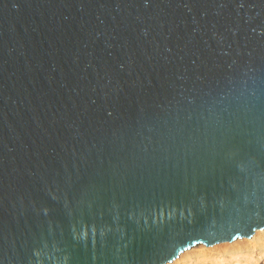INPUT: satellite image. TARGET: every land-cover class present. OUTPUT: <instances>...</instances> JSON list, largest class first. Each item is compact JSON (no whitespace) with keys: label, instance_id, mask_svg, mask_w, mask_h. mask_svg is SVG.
Returning a JSON list of instances; mask_svg holds the SVG:
<instances>
[{"label":"water","instance_id":"95a60500","mask_svg":"<svg viewBox=\"0 0 264 264\" xmlns=\"http://www.w3.org/2000/svg\"><path fill=\"white\" fill-rule=\"evenodd\" d=\"M263 228L264 0H0V264Z\"/></svg>","mask_w":264,"mask_h":264},{"label":"bare ground","instance_id":"6f19581e","mask_svg":"<svg viewBox=\"0 0 264 264\" xmlns=\"http://www.w3.org/2000/svg\"><path fill=\"white\" fill-rule=\"evenodd\" d=\"M261 234H264V233L255 232V235L252 237L250 241H237L236 240L235 243L230 244L229 247L223 246L224 245L223 244L217 247H213L212 249L210 248L208 250H205L200 246L199 248L195 250V252L189 253L190 256L188 255V257L190 259L188 258L187 262L188 264L189 263L206 264L205 260L207 258H210L214 264H225V263L241 264V263L255 262L257 260L255 257L260 256L264 252L263 250L264 243L260 244L257 241L259 240V238H261L262 236ZM256 251H258V253L253 255ZM175 263L177 264V262Z\"/></svg>","mask_w":264,"mask_h":264},{"label":"rangeland","instance_id":"374dc122","mask_svg":"<svg viewBox=\"0 0 264 264\" xmlns=\"http://www.w3.org/2000/svg\"><path fill=\"white\" fill-rule=\"evenodd\" d=\"M255 232H260V233H264V228L263 229H261V230H256ZM255 232H254V235H255ZM253 235V236H254ZM262 236H261V238H262V240H261V238H259V240H257L258 241V243H260V244H262V243H264V234H261ZM252 236V237H253ZM252 237L250 238V239H247V238H241V239H236L237 241H250L251 239H252ZM236 240H234L233 242H230V243H219V244H217V245H214V246H212V247H208V248H206V246H204V245H197V246H195V247H193V248H191V249H189V250H186V251H184L183 252V254L181 253L180 255H179V257L181 258V260H180V258L178 257V259H175L174 261H172L170 264H173V263H175V262H177V264H188V262H187V260H188V255H189V253L190 252H195V250L197 249V248H199L200 246L203 248V249H205V250H208V249H212L213 247H217V246H220V245H223V246H227V247H229L230 246V244H232V243H235V241ZM256 241V242H257ZM264 250V249H263ZM245 251V250H244ZM208 253V252H207ZM256 253H258V251H256L253 255H255ZM262 255V256H261ZM260 256H256L255 258L257 259L255 262H249V263H241V264H264V252L261 254ZM190 256V255H189ZM192 256V255H191ZM204 256H205V254H204ZM207 256H209V255H207ZM202 257V256H201ZM200 257V258H201ZM190 259V258H189ZM211 259L210 258H207L206 260H205V263L206 264H214L213 262H212V260L210 261ZM166 264H169V263H166ZM176 264V263H175ZM189 264H191V263H189ZM225 264H230V263H225Z\"/></svg>","mask_w":264,"mask_h":264}]
</instances>
